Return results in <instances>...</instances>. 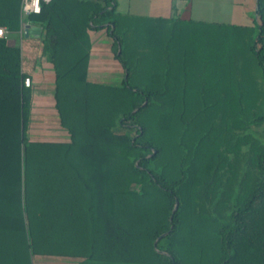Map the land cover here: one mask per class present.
I'll return each instance as SVG.
<instances>
[{
	"label": "trees",
	"instance_id": "16d2710c",
	"mask_svg": "<svg viewBox=\"0 0 264 264\" xmlns=\"http://www.w3.org/2000/svg\"><path fill=\"white\" fill-rule=\"evenodd\" d=\"M255 4L256 26L120 14L116 0L42 4L28 20L41 28L66 141L27 135L32 87L21 50L0 38V264H264V0ZM19 6L0 0L11 34ZM102 29L119 86L87 78L88 32ZM261 126L262 140L250 131Z\"/></svg>",
	"mask_w": 264,
	"mask_h": 264
},
{
	"label": "crops",
	"instance_id": "0c3cea01",
	"mask_svg": "<svg viewBox=\"0 0 264 264\" xmlns=\"http://www.w3.org/2000/svg\"><path fill=\"white\" fill-rule=\"evenodd\" d=\"M238 0H128V9L126 11H122L119 9L121 2L123 0H116L117 3V11L120 14H129L132 16H143V17H151V18H163L170 21H179V22H212V23H219L217 20H207L206 18H201L195 14H192L191 6L194 7L197 3H207L208 5H218V4H229V5H236L241 8V11L239 12L243 16L250 18L251 12L256 8L255 0H239L242 2H236ZM245 3V4H244ZM243 4V5H242ZM242 5V6H241ZM180 7L179 9L177 7ZM244 7V10H243ZM249 7V9H248ZM184 11V14H181V12ZM28 19V18H26ZM20 18V30L16 34L9 33V36L5 39L10 40V38L13 36H18L19 40L17 46L21 50V56H22V69H23V56H26L27 63L29 65L31 60L33 61L32 71L30 72H24L27 74V78L32 80L33 83H38L39 85L36 87H32V106H31V116L30 121L32 117V110L35 98L39 97L40 100L48 101V99H51L52 105L48 103L47 110L50 113V105L54 109V101H53V94H54V73L51 64L46 60L44 56H41V39H40V31L41 28L31 21H25L26 20ZM249 20V19H248ZM29 26V32L26 36H24V29L25 26ZM249 25V24H248ZM4 28V27H3ZM32 30V32H31ZM31 32V33H30ZM104 34L107 38H109L107 42V49L109 50V54L111 52V45L112 40L107 35L106 31L104 29L94 31L90 30L88 32L89 39H90V54H89V65H88V77H96L92 73V68L96 70V68L101 65L100 59V50L101 47L97 41H93V36L97 34ZM37 44L38 50L36 52H33L30 48L31 45ZM24 52V53H22ZM110 54V56H111ZM113 55V54H112ZM34 58V59H32ZM112 59L116 61L113 56ZM117 62V61H116ZM121 68V67H120ZM119 68V72L123 73L122 69ZM88 80H90L88 78ZM91 81V80H90ZM105 85V84H104ZM56 116V121L58 123V118L56 111L54 112ZM30 125V124H29ZM59 126V123H58ZM58 132L60 133L62 140H38L37 141H66L67 140V133L64 129H62L60 126L58 127ZM36 140V139H31Z\"/></svg>",
	"mask_w": 264,
	"mask_h": 264
},
{
	"label": "rangeland",
	"instance_id": "374dc122",
	"mask_svg": "<svg viewBox=\"0 0 264 264\" xmlns=\"http://www.w3.org/2000/svg\"><path fill=\"white\" fill-rule=\"evenodd\" d=\"M239 1V0H238ZM236 1V2H238ZM243 1V0H242ZM239 1V2H242ZM245 4V3H244ZM243 5V4H242ZM241 5V6H242ZM121 7H119L120 10L126 11L128 9V0H123L120 4ZM180 8L179 6L177 7ZM249 9V7H248ZM244 10V7H243ZM250 10V9H249ZM192 14H195L201 18H206L207 20H217L220 24L225 25H240V26H246V25H255L258 23L256 21V14L254 12V9L251 12V17L247 18L245 15L243 16L239 12L241 11V8L237 7L236 5H229V4H218V5H208L207 3H197L194 5V7L191 6ZM181 14H184V11L181 12ZM249 19V20H248ZM26 19L25 21H27ZM29 21V20H28ZM196 25H200L201 23L194 22ZM194 23H184L193 25ZM204 24L211 25L212 22H203ZM208 29L210 33H215V30L212 28L213 26H209ZM207 31V32H209ZM206 32V33H207ZM246 33L243 35V40L246 41ZM101 47L100 50V61L101 65H99L96 70L92 68V73L96 77H88L92 82L99 83V84H105L107 86H119L122 79H123V73L119 72L120 64L112 59V54L110 56L109 50L107 49V42L109 38H107L104 34H97L93 36V41L96 40ZM19 40L18 36H13L10 38L9 43L10 45L17 46ZM112 40V39H111ZM96 42V41H95ZM30 48L33 52H36L38 50L37 44L31 45ZM24 53V52H22ZM34 59V58H32ZM33 61L31 60L29 65L26 60V56H23V71L24 72H30L32 71ZM121 69V68H120ZM38 83H33L31 80L30 86L33 88L38 86ZM48 103L52 105L51 99H48V101L40 100L39 97L35 98L33 110H32V117L30 121V125L28 127L27 135L30 139H38V140H62L60 133L58 132V123L56 121L55 111L52 110L53 108L50 105V113L47 110ZM252 135L262 140V131L263 126L261 127H252L250 129ZM79 260L73 259V258H60V257H36L34 258L33 264H77Z\"/></svg>",
	"mask_w": 264,
	"mask_h": 264
},
{
	"label": "built area",
	"instance_id": "2783aa9c",
	"mask_svg": "<svg viewBox=\"0 0 264 264\" xmlns=\"http://www.w3.org/2000/svg\"><path fill=\"white\" fill-rule=\"evenodd\" d=\"M51 0H20L19 14L21 19H26L31 15H38L41 11L42 4H48ZM9 32L0 27V38H7ZM31 80L29 78L24 79V86L29 87Z\"/></svg>",
	"mask_w": 264,
	"mask_h": 264
},
{
	"label": "water",
	"instance_id": "95a60500",
	"mask_svg": "<svg viewBox=\"0 0 264 264\" xmlns=\"http://www.w3.org/2000/svg\"><path fill=\"white\" fill-rule=\"evenodd\" d=\"M28 30H29V26L26 25V26H25V29H24V36H26V35L28 34V32H29ZM31 32H32V30H31ZM31 32H30V33H31ZM175 209H176V206H175Z\"/></svg>",
	"mask_w": 264,
	"mask_h": 264
}]
</instances>
